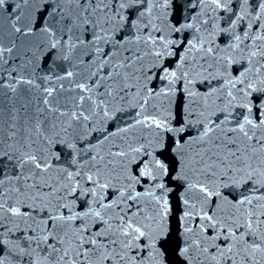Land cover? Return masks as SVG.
<instances>
[{"label":"snow or ice","instance_id":"6c2138e0","mask_svg":"<svg viewBox=\"0 0 264 264\" xmlns=\"http://www.w3.org/2000/svg\"><path fill=\"white\" fill-rule=\"evenodd\" d=\"M21 2L27 4L29 0ZM238 2L239 12L229 8L232 0H211L213 12L215 9L231 12L226 21L227 27L213 23L216 19L214 15L202 22L226 37V51L231 56H240L244 70L234 79L225 80L221 88H210L200 97L198 135L195 140H185L184 144L195 143L201 151L183 164L187 168L183 176L172 177L184 181L180 200L184 246L178 254L185 257V264H264V100L261 99L264 87H259L264 85V23L261 22L264 0H256L251 6L249 0ZM6 3L7 0H0V8ZM67 3L72 6L70 10L66 13L58 5L52 12V24L44 25L42 31L51 41V52L57 53L53 63L59 59L68 67L60 66L62 74L41 77L45 82L43 86L35 82L34 76H25L24 65L10 69L4 67L9 64L5 54L10 57L16 43L13 40L10 46H5L0 40V73L7 71L8 74L6 82L0 80V176L6 175L4 169L11 167L13 177L9 180L14 178L17 185L11 188V192L18 198L31 199L34 204L45 202L44 209L49 210L47 218L41 220L44 227L39 229L38 234L27 237L28 247L20 248L19 255L28 256L30 264H36L31 260L35 251L31 249V243L36 241V248L42 253L47 252L45 259L51 264H145L146 260L163 264L169 235L165 219L172 209L166 199L171 189L165 183L157 182L169 176V165L162 158L165 144L161 139V129L165 133H183L190 121L182 119L179 126L171 128L167 123L168 117L162 120L149 117L145 109L152 98L170 94L171 83L178 79L177 70L183 69L187 60L181 57L177 70L171 72L161 65L164 72L161 79L171 77L169 91H152L140 83L143 68H136L135 65L144 59L145 54L153 55L157 60L172 55L168 49L176 41L159 35V29L152 21L145 23V12H140L137 20L121 15L125 8L135 9L138 5L148 4L149 0H67ZM167 3L168 0H165ZM147 11L150 13L151 8ZM57 13H60L58 19ZM246 17L248 22L245 24ZM19 19L17 16L16 20ZM126 20L136 28L134 42L137 45H147L151 41L147 53L137 50L132 55H123L119 51L123 48L124 52H132L125 45L133 41L126 40L123 35L115 39L110 35L117 30L122 32ZM140 24L144 25L143 29ZM238 25H242L239 31ZM12 27L15 33L33 34V28L28 25L17 27L13 22ZM182 27L191 28L192 25L174 27L172 31L179 33ZM149 28L157 33V39H153ZM141 31L148 32V36L141 35ZM197 39L198 44L188 42V50L203 53L201 59L212 56L214 63L221 65L235 62L231 56L217 58L219 47L206 48L205 44L211 45V42ZM108 45L111 48L105 50ZM65 49L73 54L80 51L76 63H72L70 55H59L58 50ZM196 67L209 75L214 70L213 64L205 67L193 57L192 68L182 71L179 78L190 85ZM216 71L218 75H223L218 69ZM4 89L11 95L4 93ZM21 92L27 99H20ZM233 92L246 97L253 92L260 94L253 97L257 103L250 102L245 106L247 114L242 112L235 120L227 111L236 99ZM64 93L72 95L64 96ZM194 95L193 92L188 93L190 101ZM213 96L215 100L211 99ZM131 100H135L140 109L136 116L143 118L116 132L104 134L101 131L103 139L99 144L103 145L110 137L121 133H131L139 125L155 130L156 145L161 151L148 159L152 145V141H148L138 147H133L131 143L123 148L114 145L117 151L109 148L104 155H100L99 151L93 155L92 148L98 147L93 145L83 149L91 158L80 163L83 159L81 150L72 143L68 147L76 149L77 158L69 167L59 170L60 175L45 179L52 163L43 149L35 146L37 141L48 143L47 134L57 127L58 121L65 125L62 127L65 134L70 130L75 133L77 129L87 131L96 116L103 114L113 119L114 116L109 117L113 105ZM217 100L223 106L217 104ZM187 115L196 113L188 111ZM84 131L77 133L74 139L87 143ZM181 139L173 141L176 145L173 152L183 148ZM142 153L143 159H129ZM141 165L143 170H140ZM146 177L151 178L152 187L144 192L136 191V185ZM4 183L0 179V189ZM241 186L245 191L237 195L229 191ZM110 187L113 189L111 193L105 191ZM76 194L91 197L86 200L87 207L79 211H73L75 199L65 202ZM5 195L0 191V215L5 210L12 216L27 215L10 203L11 197L4 200ZM29 231L35 232L31 228ZM4 243L0 239V251ZM146 249L147 256L144 255ZM0 264H5L3 256H0Z\"/></svg>","mask_w":264,"mask_h":264}]
</instances>
